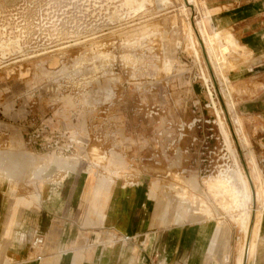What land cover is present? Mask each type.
Listing matches in <instances>:
<instances>
[{
  "label": "rangeland",
  "instance_id": "374dc122",
  "mask_svg": "<svg viewBox=\"0 0 264 264\" xmlns=\"http://www.w3.org/2000/svg\"><path fill=\"white\" fill-rule=\"evenodd\" d=\"M194 1L195 12L184 0H0V264H34L58 240L64 195L46 189L50 164L137 184V211L153 219L164 197L172 205L159 228L167 218L204 221L187 217L190 205L178 198L175 185L193 181L191 192L235 226L240 253L251 209L249 107L264 100V0H214L221 11L209 21ZM228 13L232 34L213 37ZM249 54L255 62L230 72L233 55ZM218 176L209 187L222 210L205 184ZM35 199L8 226L13 201ZM262 206L257 196L255 221ZM201 216L211 217L209 207ZM105 231L95 241L102 249L115 246L114 230ZM66 234L50 257L78 249Z\"/></svg>",
  "mask_w": 264,
  "mask_h": 264
},
{
  "label": "crops",
  "instance_id": "0c3cea01",
  "mask_svg": "<svg viewBox=\"0 0 264 264\" xmlns=\"http://www.w3.org/2000/svg\"><path fill=\"white\" fill-rule=\"evenodd\" d=\"M194 2L193 0L189 4L195 7ZM214 2V0H201L204 21H209L212 14L221 11ZM195 10L197 11V7ZM225 15L213 37L218 31L223 32L221 33L223 36L227 33L232 34L227 25L235 16L229 13ZM191 29L193 31L192 23ZM240 57L236 58L233 55L235 66L230 72L237 70L243 72L250 62L256 61L252 54L245 55L244 61L240 60ZM259 96L263 94L256 98ZM249 108L253 115L249 118L245 139L251 151L253 164L250 174L256 194L263 201L260 221H256L255 252L249 262L264 264V100L259 102L255 99L254 104ZM70 168L72 167L67 168L66 172L53 171V165L50 164L43 173L48 185L46 189L51 193L60 192L64 195L61 213L55 216L57 220L55 224L63 229H57L58 240L52 246L47 245L41 255L42 259L36 260L34 264H230L234 259L236 264H243L244 239L242 238L239 253V246L237 244V249L235 245V226L227 216V218L214 216L208 204L211 217L198 216L188 211L187 217L196 216L204 221L189 223L185 221L183 225L174 222L169 225V220L170 222L173 220L167 218L165 227H155L159 215L170 211L172 202H167L163 197L162 212H154L153 219L150 213L137 211L142 199V189L137 184L126 185L118 178L111 180L91 171L77 174L78 172L75 173L74 170L69 171ZM45 197V199L50 198ZM22 201L31 207L37 199L13 201L7 214L8 226L13 224L18 205ZM54 203L58 204L55 201ZM3 205L0 201V215ZM219 209L222 210L221 207ZM41 220L40 222L46 226V221ZM55 224L48 229L50 238H54ZM111 229L114 230L113 237L116 236L115 246L102 249L103 243H100L97 247L95 244L97 236H100L99 238L106 236L105 230ZM67 230L71 232L69 235L65 233ZM65 234L66 240L71 242L69 245L72 244L78 249H63L55 257H50L52 250L62 249L61 242ZM8 235L10 236L9 231ZM121 235L129 236L130 241H121ZM88 236H90L89 240H87ZM8 237L5 235L4 239ZM93 246L97 247L96 250L91 249L94 248ZM35 257L37 258L36 254Z\"/></svg>",
  "mask_w": 264,
  "mask_h": 264
},
{
  "label": "bare ground",
  "instance_id": "6f19581e",
  "mask_svg": "<svg viewBox=\"0 0 264 264\" xmlns=\"http://www.w3.org/2000/svg\"><path fill=\"white\" fill-rule=\"evenodd\" d=\"M185 5L190 9V11L195 12V7L194 5H190L189 3H191V0H184ZM192 23V27L194 29L195 24L193 22ZM196 34V33H195ZM203 42V40H202ZM200 45V44H199ZM157 147V145H156ZM156 161H165V157L163 159H159ZM246 177L248 180V184H249V190H250V197H251V209L250 211L247 213V221H245V231H244V259H243V264H248L249 260L251 259L252 253L254 251V247H255V241H254V237H255V228H256V221H255V217H256V212H257V195H256V191H255V187H254V183L251 177V174L249 172H246ZM221 176L215 177L213 179H209V181H207L205 184L207 185V193L208 195H210V197L214 200V203L216 206L220 207L217 203V199L214 198V192H213V188L209 187V183L212 182H217L220 180H223ZM230 179V178H229ZM225 181H228V179H225ZM233 183L232 178L230 179V181H228V184ZM176 188H180L181 189V194L178 196V198L180 199V201L182 203H188L190 205L189 211L192 212L194 211L195 215H200L201 216V212H202V208L203 207H208L207 203L204 201V199H202L200 196L194 195L191 192V188L195 189L196 185L193 181H189L185 184H176L175 185ZM253 215V218H252ZM238 215L236 216V219H238Z\"/></svg>",
  "mask_w": 264,
  "mask_h": 264
},
{
  "label": "built area",
  "instance_id": "2783aa9c",
  "mask_svg": "<svg viewBox=\"0 0 264 264\" xmlns=\"http://www.w3.org/2000/svg\"><path fill=\"white\" fill-rule=\"evenodd\" d=\"M212 138V137H211ZM207 147V146H206ZM208 148V147H207ZM206 148V149H207ZM204 162H207V161H204ZM90 171V170H89ZM91 172H95L97 175L99 176H102V177H106L105 174H101L100 171L98 169H93L91 170ZM108 178V177H107ZM111 179V178H110ZM112 180V179H111ZM130 185H134V183H130ZM130 237L129 236H124V235H121V241L125 242V241H130ZM40 243H42V240L41 239H36V245H39ZM39 259H41L39 257Z\"/></svg>",
  "mask_w": 264,
  "mask_h": 264
}]
</instances>
